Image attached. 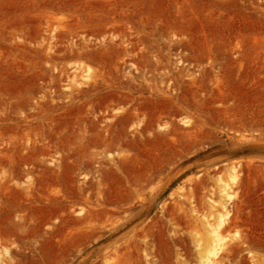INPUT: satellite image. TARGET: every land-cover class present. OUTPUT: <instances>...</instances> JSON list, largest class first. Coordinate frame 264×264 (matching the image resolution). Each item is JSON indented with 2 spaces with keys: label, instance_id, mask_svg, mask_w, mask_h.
Returning a JSON list of instances; mask_svg holds the SVG:
<instances>
[{
  "label": "rangeland",
  "instance_id": "374dc122",
  "mask_svg": "<svg viewBox=\"0 0 264 264\" xmlns=\"http://www.w3.org/2000/svg\"><path fill=\"white\" fill-rule=\"evenodd\" d=\"M231 174L264 264V0H0V264H202Z\"/></svg>",
  "mask_w": 264,
  "mask_h": 264
},
{
  "label": "bare ground",
  "instance_id": "6f19581e",
  "mask_svg": "<svg viewBox=\"0 0 264 264\" xmlns=\"http://www.w3.org/2000/svg\"><path fill=\"white\" fill-rule=\"evenodd\" d=\"M235 180H236V177L234 176V174L232 175H230V182L229 183H223V185H222V187H221V189H220V194H221V200H222V202L220 203V205H221V211L218 213V216H217V219H216V223L214 224L215 226L213 227L212 225V227H211V230H210V234L208 235V236H210V238H211V240H210V246L208 245V249L206 248V252H205V254L203 255V252L202 251H200V253L202 252V254L200 255V257H203V262H202V264H210L211 263V259L212 258H215L214 256L216 255V253H217V251H219L220 250V248L219 247H222L221 245H222V242H223V240H224V238L221 236V234H220V232H222L223 230V227H224V225H225V223H226V221H227V217H228V212H227V210L225 209L226 207H225V205H226V203H227V201L228 200H230L231 199V194H230V185H231V183H234L235 182ZM186 198V197H185ZM174 200V199H173ZM172 200V201H173ZM176 201V200H175ZM174 202V201H173ZM178 203V205L180 204L179 202H177ZM175 205V204H174ZM173 205V206H174ZM210 205V204H209ZM180 207V206H179ZM211 207H212V205H211ZM181 208V207H180ZM183 209V208H182ZM190 209V208H189ZM188 209V210H189ZM181 210V209H180ZM173 211V210H172ZM175 211H177V210H175ZM132 212V211H131ZM98 213V212H97ZM104 213V212H103ZM113 214H115V213H113ZM117 215H118V213H116ZM133 214V213H132ZM120 215V214H119ZM174 215V214H173ZM192 215V214H191ZM130 216H131V214H130ZM195 216V215H194ZM102 217V216H101ZM132 217V216H131ZM187 217H188V215H187ZM193 217V216H192ZM127 218V217H126ZM194 219H195V217H193ZM193 220V219H192ZM127 221V220H126ZM125 221V222H126ZM194 221V220H193ZM86 222V221H85ZM114 222V221H113ZM112 222V223H113ZM122 222H123V220H122ZM125 222H123V223H125ZM111 223V224H112ZM116 223V222H115ZM114 223V224H115ZM208 223V222H207ZM105 224V223H104ZM132 224V223H131ZM119 225H122V224H119ZM111 226V225H110ZM113 226V225H112ZM118 227V226H117ZM125 226H120V227H118V228H113V232L112 233H114V234H112V236L113 235H115L116 234V232H118V231H120V230H122L123 228H124ZM210 227V226H209ZM105 228V227H104ZM108 228V227H107ZM112 228V227H111ZM110 228V229H111ZM146 229L148 228V227H145ZM144 228V231H145V233H146V229ZM203 228V227H202ZM225 228V227H224ZM101 228L99 227V229H97V232H98V230H100ZM103 229V228H102ZM136 230V229H135ZM139 230V229H138ZM207 230V229H206ZM209 231V230H208ZM96 232V234H95V236L98 234ZM104 232V231H103ZM148 232V231H147ZM134 233H135V231H134ZM142 233V232H141ZM141 233H139L138 235H140V238L142 237V235H141ZM144 233V232H143ZM144 233V234H145ZM207 233H209V232H207ZM123 234H125V233H122V235ZM136 234H137V230H136ZM103 235V234H102ZM102 235H100L101 237H102ZM105 235V234H104ZM127 235V234H126ZM146 236H147V234H145ZM94 236V235H93ZM107 236V235H106ZM120 236V235H119ZM144 236V235H143ZM174 236V235H173ZM196 236V235H195ZM194 236V237H195ZM97 237V236H96ZM136 236H135V234H133V235H131L130 237H124V239H123V245H124V247L125 248H127V249H125V250H127L128 251V246H129V244L130 243H132V242H135V240H134V238H135ZM193 237V238H194ZM201 237V236H200ZM93 238V237H92ZM104 238V237H103ZM138 238H139V236H138ZM144 238H146V237H144ZM143 237H142V239H144ZM112 239V238H111ZM114 239V238H113ZM117 239V238H116ZM142 239H141V241H142ZM206 239V238H205ZM208 239V238H207ZM119 240H121L122 241V239H119ZM138 240H140V239H138ZM145 240V239H144ZM201 240H203V239H201ZM113 241V240H112ZM116 241V240H115ZM114 241V242H115ZM113 242V243H114ZM111 243V242H110ZM117 243V242H116ZM205 243V242H204ZM135 244V243H134ZM206 244V243H205ZM118 245V244H117ZM132 245H133V243H132ZM132 245H130L131 247H132ZM136 245H139L138 243L136 244ZM198 245H199V243H198ZM134 246V245H133ZM207 246V245H206ZM124 247H122V252H123V250H124ZM109 248H110V246H109ZM133 248V249H132ZM132 248H130V250L132 249L133 251H134V248L135 249H139V247H132ZM199 248V247H198ZM219 248V249H218ZM107 249V248H106ZM119 249V248H118ZM143 249V248H142ZM142 249H140V250H142ZM202 249V248H201ZM124 250V251H125ZM203 250H205V248L203 249ZM114 251V250H113ZM137 251V250H136ZM115 252H116V249H115ZM118 252V251H117ZM121 252V253H122ZM130 252V251H129ZM114 253V252H113ZM135 253V252H134ZM133 253V254H134ZM98 254H100V253H98ZM124 254H125V252H124ZM136 254V253H135ZM199 254V253H198ZM115 255V254H114ZM117 255V254H116ZM115 255V256H116ZM124 256V255H123ZM123 256H121L120 255V257H122L123 258ZM136 256V255H135ZM119 257V256H118ZM125 257H126V255H125ZM139 258V257H138ZM107 260H108V258H106ZM106 259H104V260H106ZM131 259V258H130ZM137 259V258H136ZM201 260H202V258H201ZM127 261V260H126ZM129 261V260H128ZM109 262V261H108ZM112 263V262H111ZM129 263V262H128ZM116 264V263H115ZM119 264V263H118ZM124 264V263H123Z\"/></svg>",
  "mask_w": 264,
  "mask_h": 264
}]
</instances>
